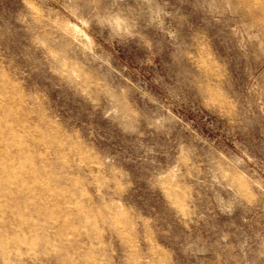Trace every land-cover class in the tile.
Returning <instances> with one entry per match:
<instances>
[{"label":"rangeland","instance_id":"rangeland-1","mask_svg":"<svg viewBox=\"0 0 264 264\" xmlns=\"http://www.w3.org/2000/svg\"><path fill=\"white\" fill-rule=\"evenodd\" d=\"M0 264H264V0H0Z\"/></svg>","mask_w":264,"mask_h":264},{"label":"snow or ice","instance_id":"snow-or-ice-1","mask_svg":"<svg viewBox=\"0 0 264 264\" xmlns=\"http://www.w3.org/2000/svg\"><path fill=\"white\" fill-rule=\"evenodd\" d=\"M91 2H100V0H91Z\"/></svg>","mask_w":264,"mask_h":264},{"label":"bare ground","instance_id":"bare-ground-1","mask_svg":"<svg viewBox=\"0 0 264 264\" xmlns=\"http://www.w3.org/2000/svg\"><path fill=\"white\" fill-rule=\"evenodd\" d=\"M26 145V144H25ZM79 204V203H78Z\"/></svg>","mask_w":264,"mask_h":264}]
</instances>
